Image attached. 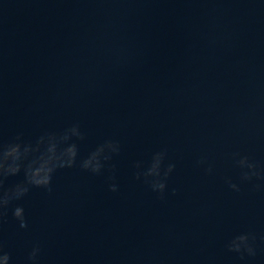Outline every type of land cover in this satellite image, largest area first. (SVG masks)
Here are the masks:
<instances>
[{
	"label": "water",
	"instance_id": "1",
	"mask_svg": "<svg viewBox=\"0 0 264 264\" xmlns=\"http://www.w3.org/2000/svg\"><path fill=\"white\" fill-rule=\"evenodd\" d=\"M264 0H0V140L78 122V158L114 139L108 171H57L0 219L11 264H219ZM164 149L162 197L133 179ZM204 157L213 165L205 174ZM22 173L4 179L8 188ZM22 205L19 229L11 212Z\"/></svg>",
	"mask_w": 264,
	"mask_h": 264
},
{
	"label": "clouds",
	"instance_id": "2",
	"mask_svg": "<svg viewBox=\"0 0 264 264\" xmlns=\"http://www.w3.org/2000/svg\"><path fill=\"white\" fill-rule=\"evenodd\" d=\"M84 139L78 122L71 123L59 130L45 129L33 138L27 139L22 133H17L11 139L0 140V219L3 211L9 204L21 200L31 188H40L51 191L53 175L63 169L78 167L80 170L93 175H102L109 172L107 188L110 192H117L119 185L112 174L109 161L117 155L120 144L114 139H105L97 143L85 156L78 158V141ZM166 151L159 149L150 153L146 165L134 162L133 179L138 180L157 196L166 192L175 194L177 189L169 184L170 174L173 173L175 164L164 163ZM231 166L237 171L235 179L224 176L223 182L233 192H239L242 184H249L253 190L264 188V166L250 155L239 151L230 154ZM197 166L204 165L205 174L213 173V165L207 163L204 157L195 161ZM22 173L23 178L4 188V179ZM11 215L19 229L29 226L25 209L16 204ZM257 237L251 232H240L233 235L225 247L229 252L237 253L241 258L254 256L256 247L254 242ZM259 239L264 241V236ZM41 245L33 241L26 249L24 264H40ZM0 264H11L8 252L4 250V243L0 240Z\"/></svg>",
	"mask_w": 264,
	"mask_h": 264
}]
</instances>
